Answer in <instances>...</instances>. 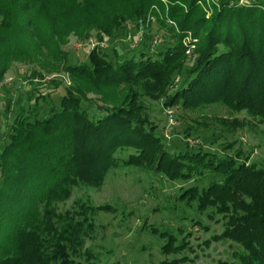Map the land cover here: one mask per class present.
Segmentation results:
<instances>
[{
  "label": "trees",
  "instance_id": "16d2710c",
  "mask_svg": "<svg viewBox=\"0 0 264 264\" xmlns=\"http://www.w3.org/2000/svg\"><path fill=\"white\" fill-rule=\"evenodd\" d=\"M72 37L95 40L84 58L65 51ZM16 63L63 73L68 85L36 69L16 70L5 84ZM21 81L32 90L28 107ZM50 89L64 91L59 106ZM147 102L185 113L221 104L264 124V0H0V264H97L87 242L96 238V216L116 209L60 205L75 188L100 189L125 169L197 181L177 198L180 218L220 217L222 233L205 244H232L234 260L221 264H264V167L241 150L193 149L189 140L201 130L192 126L183 129L186 147L172 152ZM194 122L220 137L251 125ZM143 228L166 257L150 264L189 261L178 258L190 249L183 227Z\"/></svg>",
  "mask_w": 264,
  "mask_h": 264
},
{
  "label": "rangeland",
  "instance_id": "374dc122",
  "mask_svg": "<svg viewBox=\"0 0 264 264\" xmlns=\"http://www.w3.org/2000/svg\"><path fill=\"white\" fill-rule=\"evenodd\" d=\"M93 43L95 40L84 43L72 37L65 47V51L69 53L71 60L75 61L78 56L84 58L83 50L90 48ZM119 48L124 51L121 44H119ZM33 69L42 71L47 76V80L62 79V88L68 85L69 80L63 73L51 75L41 70L40 66L36 64L21 63H16L15 70L12 69L6 74L5 84H10L18 79L16 70H19L22 75L26 72L31 73ZM23 84L25 89H22L21 94L22 105L28 107L32 103H30L27 93L28 91L32 92V90L26 82ZM46 93H49L53 103L59 106V100L64 91L59 89L54 92L50 89ZM89 97L96 98L92 94ZM147 105L151 108L149 114L158 127V133L164 138V142L172 152H179L186 147L183 129L192 126L195 130H201L198 133L195 132V136L189 140L193 149L203 146L207 150L220 154H233L234 151L241 150L250 156V163L264 167V124L252 120L246 113H233L221 104L208 106L193 113H185L177 108L166 110L160 103L147 102ZM214 119L246 120L251 125H246L235 136L224 135L220 137L214 136L219 131H216L215 127L205 131L194 122V120L212 122ZM230 144L234 145L233 149L225 152V148ZM197 184L195 180L188 183H173L163 178H152L132 169L119 170L111 173L100 189L86 186L75 188L72 198L60 205V210L72 209L74 203L79 200L86 201L95 207L109 205L116 209L115 215L101 212L96 216V223L99 226L96 238L87 242L86 247L99 256L97 264H150L165 259L166 257L160 253L162 243L143 228L145 224L159 230L171 229L176 231L183 227L185 233L191 234L188 239L190 249L178 255V258H189L185 264L232 262L234 258L232 257L233 250L230 247L232 245L230 242L211 241L209 246L205 244L212 240L213 236L222 233L223 226L220 217L212 220L207 215L189 212L187 214L192 217L193 221L180 218L183 216L182 210L185 206L177 201V198L182 189ZM197 221H201L207 229L195 225L194 223Z\"/></svg>",
  "mask_w": 264,
  "mask_h": 264
},
{
  "label": "built area",
  "instance_id": "2783aa9c",
  "mask_svg": "<svg viewBox=\"0 0 264 264\" xmlns=\"http://www.w3.org/2000/svg\"><path fill=\"white\" fill-rule=\"evenodd\" d=\"M0 177H1V171H0Z\"/></svg>",
  "mask_w": 264,
  "mask_h": 264
}]
</instances>
